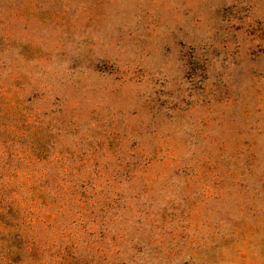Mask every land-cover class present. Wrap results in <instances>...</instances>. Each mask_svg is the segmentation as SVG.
Here are the masks:
<instances>
[{
    "label": "rangeland",
    "instance_id": "374dc122",
    "mask_svg": "<svg viewBox=\"0 0 264 264\" xmlns=\"http://www.w3.org/2000/svg\"><path fill=\"white\" fill-rule=\"evenodd\" d=\"M0 264H264V0H0Z\"/></svg>",
    "mask_w": 264,
    "mask_h": 264
}]
</instances>
